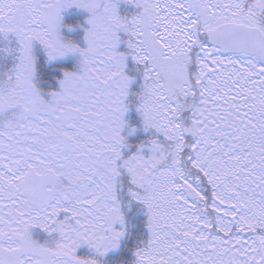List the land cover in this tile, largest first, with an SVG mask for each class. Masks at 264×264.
I'll return each instance as SVG.
<instances>
[{"label":"snow or ice","instance_id":"obj_1","mask_svg":"<svg viewBox=\"0 0 264 264\" xmlns=\"http://www.w3.org/2000/svg\"><path fill=\"white\" fill-rule=\"evenodd\" d=\"M0 264H264V0H0Z\"/></svg>","mask_w":264,"mask_h":264}]
</instances>
